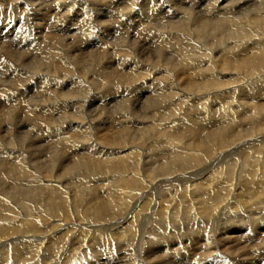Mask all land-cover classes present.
I'll list each match as a JSON object with an SVG mask.
<instances>
[{
  "label": "bare ground",
  "instance_id": "obj_1",
  "mask_svg": "<svg viewBox=\"0 0 264 264\" xmlns=\"http://www.w3.org/2000/svg\"><path fill=\"white\" fill-rule=\"evenodd\" d=\"M26 1L32 9L34 0ZM205 1L127 0L124 7L118 0H45L36 9L45 14L34 19L44 29L30 37L22 31L13 39L3 34L1 41L22 57L41 45L56 44L53 51L58 45L63 53L47 59L52 76L37 69L19 85L36 78L56 86L50 88L58 96L39 98L37 106L28 98L23 106V115L36 107L35 113H43L40 128L34 131L25 120L18 125L12 116L0 120V176L7 171L14 190L0 191V264H170V252L181 249L180 236L189 231L199 242L207 240L201 245L204 257L190 250L200 260L196 264H236L214 255L208 244L221 221L229 224L220 227V238H237L249 254L264 256V245L256 249L264 240V107L257 96L249 100L254 85L256 95L264 91V79L253 81L264 71V0ZM114 2L119 7L107 14ZM131 24L127 30L133 33L110 37ZM94 46L105 55L98 58L100 80L119 85L121 93L92 107L89 96L100 87L92 72L74 70L84 52L89 60ZM106 55L112 59L109 69ZM7 88L0 97L10 95L13 89ZM115 105L119 111L109 117L105 109ZM55 109L66 115L58 117ZM182 127L193 146L177 136ZM247 140L249 150L240 156ZM198 159H206L205 166L198 167ZM195 194L203 197L197 212ZM142 213L161 227L139 231ZM212 214V234L205 236Z\"/></svg>",
  "mask_w": 264,
  "mask_h": 264
},
{
  "label": "rangeland",
  "instance_id": "obj_2",
  "mask_svg": "<svg viewBox=\"0 0 264 264\" xmlns=\"http://www.w3.org/2000/svg\"><path fill=\"white\" fill-rule=\"evenodd\" d=\"M11 1V3L9 4V2ZM15 1L16 0H13V3H12V0H0V5L2 6H0V10H2V11H0V43L2 42V45H0V91H3V90H7L8 88L7 87H9V88H11V89H13V90H11L10 91V95L8 94L7 96H1L0 97V120H2L3 118H4V116L5 117H10V116H12L13 117V120H14V122L16 121V123L18 124L21 120H25V122H27V124H30L31 126H33V130L35 131V130H37V129H39L40 127L38 126V125H42V123L41 122H43V117H40L41 115L40 114H42L43 115V113H41V112H38V113H35V111L38 109V107H36L32 112H30V113H26L25 115H23V106H24V104L26 105L27 103H28V101H29V99L30 98H32L30 101H32V102H30L29 101V103L31 104V105H33V106H37L36 105V102L39 100V98H43L42 99V101L44 100H46V99H49V96H51V98H54V97H56V96H58V95H56V93L54 92V90H55V87H52V85H48V86H46V83H44V84H41L42 82H40L39 80H31V82H29V84H26V85H24V87L22 86H19V85H21V80H24V79H27L28 77H30V78H33V76H34V74H35V71L37 70V69H39V71H43L46 75H51L52 76V74H53V66H52V64H51V62L50 61H48L47 59H51V56H53V57H55L56 55H57V53L58 54H60V53H63V49L59 46L58 47V45H57V47L56 46H54V47H56L57 49L59 48V50L57 51V50H54L53 51V49H52V46L53 45H56V44H53L52 46H50V47H46V46H43V45H41V46H38V47H33L32 49L33 50H31L29 53H28V55H26V56H20L19 55V53L21 54V52L19 51V50H17L16 52H13L12 53V51L13 50H10V49H12V48H10L9 47V45L8 44H6V40H3V41H1L3 38H4V36H3V34L7 37V38H11V39H13V38H17V37H19V36H15L16 34H17V32L18 31H22L21 32V34L22 35H27V36H29L30 37V35L31 34H34V33H36V32H39L40 31V29H44V27H43V25H44V23L42 22V23H40V24H38L37 23V21L36 20H34L35 18H37V19H39V20H41L42 19V17H41V14H45V12H46V10L43 12V11H38V13H37V10L38 9H43L44 7V3H46V2H44L45 0H39L40 2L38 3V1L37 0H34V7L32 8V9H30L31 8V6L29 7V6H26L27 5V2L28 1H26V0H19V1H16V4H14L15 3ZM21 1V2H20ZM23 1H24V3H23ZM104 1L106 2V1H108V0H102V2L104 3ZM118 1H120V2H123V5L125 4V1H127V0H118ZM138 1H140V0H138ZM150 2L152 1V0H149ZM192 3V0H183V2L184 3ZM199 1H201V3L202 2H204V3H206V1L205 0H199ZM7 2V3H6ZM26 2V3H25ZM162 3H163V5L164 6H166V7H168L167 6V3L166 2H164V1H162ZM6 4H8V5H6ZM13 5V6H12ZM16 5H17V7H16ZM42 5V6H41ZM89 5L90 6H88V9L89 10H91L92 9V6H91V3H89ZM4 6H6V7H4ZM8 6H12V8H13V10H12V8H10V7H8ZM22 6L24 7V9H22ZM21 7V8H20ZM36 7V8H35ZM39 7V8H38ZM89 7H91V8H89ZM116 7H119L118 5H117V3L116 2H114V4H113V7H109V9L106 11V13L107 12H109V14H112V12H111V10L113 9V8H116ZM124 7H125V5H124ZM6 8L9 10H6ZM34 8H35V10H36V13H34L33 11H35L34 10ZM171 8L172 9H175L173 6H171ZM3 9H5V14H4V10ZM18 9V10H17ZM20 9V10H19ZM22 9V10H21ZM87 9V10H88ZM31 10V11H30ZM24 12V13H22V12ZM3 12V13H2ZM13 12V13H12ZM17 12H19V13H17ZM34 14H33V13ZM114 12V11H113ZM10 13V14H9ZM20 13H22V14H20ZM31 13H32V15H31ZM41 13V14H40ZM178 13H181V12H178ZM25 14V15H24ZM28 14V15H27ZM38 14V15H37ZM78 14V15H77ZM79 14H81V15H79ZM108 14V13H107ZM20 15H22V16H20ZM34 15V16H33ZM26 16V17H25ZM34 18H33V17ZM75 16H77V17H80V18H82L81 16H82V12H80V10H79V12H78V10L76 11V13H75ZM18 17V18H17ZM20 17H21V19H20ZM30 17H32V18H30ZM10 21H9V20ZM28 19H30V20H28ZM46 19V18H45ZM47 20V19H46ZM105 20V19H104ZM8 21V22H7ZM33 21V22H32ZM50 21H52V20H50ZM104 21L103 20H101V31H103L102 29H104V26L105 25H103L102 23H103ZM37 23V24H36ZM14 24H15V26H14ZM12 25V26H11ZM40 25V26H39ZM93 25H95V24H93ZM9 26V27H8ZM108 29H110V28H112V26L110 27V26H106ZM126 27V30L127 29H129V28H133V24H131L130 25V27H129V25H127V26H125ZM125 27H123V28H125ZM128 27V28H127ZM97 28H98V24L96 23V25L93 27V29H96L97 30ZM37 29L39 30V31H37ZM32 30H33V32H32ZM124 30V31H123ZM123 30H121V31H112V33L111 34H109L110 35V37L112 36V35H115V34H119V36H122L123 35V37H124V35H125V33H127V32H130V33H133V31H131V30H125V29H123ZM30 32H32V33H30ZM124 32V33H123ZM21 36V35H20ZM32 37V36H31ZM122 37V38H123ZM20 40H22V39H25V38H19ZM21 43V42H20ZM19 43V44H20ZM98 47L97 46H94L93 47V52L92 53H94V54H92V56L89 58V60L87 59L88 58V55H87V53L86 52H84V51H81L84 55H85V57H84V55H83V59H82V57H79L78 58V56H76L78 59H80L79 60V64H80V62H81V64H80V67L77 69L76 68V70H74L76 73H84L83 72V70L86 72V71H90L89 73H91L92 72V74H93V76L92 77H94V80L96 81V83L99 85V87H100V89H94V92H93V95H94V97L96 98H94V97H90L89 96V102H90V100L92 101V102H90L92 105V107H95V106H97V103L99 102V101H101V100H107V99H112L113 97H115V96H119V94L121 93V90H120V88H119V85H117V84H113V83H109L108 81H102V80H100V78H99V76H100V71H99V69H100V62H101V60L99 59L98 60V58H101L100 56L101 55H104V52L102 51V50H99V49H97ZM26 49V48H25ZM51 49H52V52H51ZM76 49V48H75ZM78 49V48H77ZM61 50V51H60ZM69 50H71L72 52H74V54L73 53H69L68 55H70L69 57L70 58H73L74 56H75V51H74V49H68L67 51H69ZM96 52H95V51ZM154 50V49H153ZM3 51V52H2ZM71 51H69V52H71ZM145 51V50H144ZM149 51V50H148ZM148 51H145V52H148ZM152 51V50H151ZM151 51H149V52H151ZM48 52V53H47ZM54 52V53H53ZM174 51L172 50V53H173ZM11 53V54H10ZM16 53V54H15ZM78 53V52H77ZM11 56H10V55ZM110 54H111V52H109V56H110ZM113 54H115V53H113ZM46 55V56H45ZM87 55V56H86ZM107 55H108V52H107ZM106 55V57H107V60H106V62L107 61H110L107 65H108V69L110 68L109 66H111V61H112V59H111V57H110V59H109V57ZM9 56V57H8ZM50 56V57H49ZM72 56V57H71ZM105 56V55H104ZM20 57V58H19ZM25 57V58H24ZM49 57V58H48ZM94 57V58H93ZM7 58V59H6ZM15 58V59H14ZM31 58V59H30ZM17 59V60H16ZM8 60H9V63H8ZM13 60V61H12ZM18 60H20V62H23V63H19V62H17ZM32 60V61H31ZM91 60V61H90ZM96 60V61H95ZM47 61V62H46ZM68 61V60H67ZM87 61V62H86ZM103 61H105V58H104V60ZM177 60H173L172 61V63H175ZM49 62V63H48ZM111 63V64H110ZM12 64V65H11ZM47 64H49V65H47ZM83 64V65H82ZM4 65V66H3ZM8 65V66H7ZM18 65H20L21 66V68H20V66H18ZM43 65V66H42ZM81 66H82V68H81ZM92 66H95V67H92ZM99 66V67H98ZM83 67H85V68H83ZM87 67V68H86ZM23 68V69H22ZM41 68V69H40ZM46 68V69H45ZM95 68H96V70L97 71H95ZM43 69V70H42ZM80 69V71L78 72V70ZM111 70V69H110ZM2 72V73H1ZM49 74H48V73ZM98 72V73H97ZM19 73V74H18ZM27 73V74H26ZM12 74L14 75V76H12ZM3 75V76H2ZM99 75V76H98ZM13 78H12V77ZM2 77V78H1ZM21 77H22V79H21ZM96 77H98L99 79H96ZM24 78V79H23ZM46 79V78H45ZM256 79H257V81H259L260 79L261 80H263L264 79V71H261L260 73L258 72V73H256V76L253 78V81H256ZM18 80H19V82H18ZM47 80V79H46ZM115 80V79H114ZM111 81H113L112 79H111ZM251 81V80H250ZM252 81V82H253ZM9 82V83H8ZM13 82H15V83H13ZM66 82V81H65ZM65 82H63V84L65 83ZM104 84H103V83ZM11 83V84H10ZM249 83H251V82H249ZM2 84V85H1ZM6 84H8V85H6ZM15 84H18V85H15ZM33 84V85H32ZM147 84H148V82H147ZM31 87H30V86ZM93 85V84H92ZM60 86V85H59ZM252 86V85H251ZM50 87H52V88H50ZM93 87H94V85H93ZM7 88V89H6ZM23 89H24V91H23ZM47 89H50L49 91H46ZM147 90H149L148 88H146ZM19 90V91H18ZM20 90H22V91H20ZM250 90V95L253 97L252 99L250 98L249 100H254V96H257V100L256 101H258L259 102V106H261V107H264V94H263V92L262 93H260V94H255V92H256V88H255V85L252 87V90L251 89H249ZM8 91V90H7ZM27 91V92H26ZM97 91V92H96ZM14 92V93H13ZM44 92V93H43ZM18 93V94H17ZM20 93H22V94H20ZM48 93H52V95H50V94H48ZM53 93H54V97H53ZM40 94V95H39ZM48 94V95H47ZM117 94V95H116ZM125 94V93H124ZM150 95V94H149ZM26 96V97H25ZM29 96V97H28ZM101 96V97H100ZM7 97H8V99H7ZM15 97H17V98H15ZM10 98V99H9ZM29 98V99H28ZM5 99V100H4ZM40 99V100H41ZM15 100V101H14ZM28 100V101H27ZM34 100V101H33ZM215 100V99H214ZM5 103H4V102ZM11 101V102H10ZM17 101H20L21 103H15V102H17ZM87 101V100H86ZM95 101H97V102H95ZM216 101V100H215ZM27 102V103H26ZM79 102L80 101H76V104H75V108L78 110L79 109V106H78V104H79ZM252 102L253 101H249V106L252 108ZM9 103V104H8ZM15 103V104H14ZM39 103H41V101H39ZM107 103V102H106ZM4 106H3V105ZM18 104V105H17ZM20 104V105H19ZM80 105V104H79ZM8 106H10V107H8ZM27 106H29V104L27 105ZM74 106V103H73V105L71 106V109H73L74 111H75V108L73 107ZM12 107V108H11ZM18 107V108H17ZM20 107V108H19ZM108 107V106H107ZM10 108H11V110H10ZM114 108V109H113ZM6 109V110H5ZM7 109H8V112H7ZM16 109V110H15ZM110 109V110H109ZM112 109V110H111ZM2 110V111H1ZM39 110V109H38ZM56 110V109H55ZM107 112H108V116L109 117H115L117 114V112L119 111V107L117 106L116 107V105H115V107H108V108H106L105 109ZM11 111V112H10ZM67 111V112H66ZM65 112L66 113H73V112H71L70 110H66ZM2 112H5V113H2ZM15 112V113H14ZM50 112H52V113H50V117L52 118V119H56V115L54 116V112H55V114H57V116L59 117H61L62 116V112L63 111H60V110H56V111H50ZM58 112V113H57ZM110 112H112L110 115H109V113ZM10 113H11V115H10ZM34 113V114H33ZM60 113V114H59ZM113 113H114V115H113ZM36 114V115H35ZM29 116V117H26V116ZM63 115H66V114H63ZM113 115V116H112ZM31 116V117H30ZM54 116V117H53ZM57 117V118H58ZM29 118V119H28ZM4 120V119H3ZM15 123V124H16ZM41 123V124H40ZM13 124V123H12ZM19 125V124H18ZM171 128V127H170ZM169 128V131L170 132H173L172 130H173V127L170 129ZM182 131V132H181ZM178 132H180L179 133V135H178ZM106 134H109V133H107V132H105ZM186 133V134H185ZM105 134V135H106ZM176 134H177V136H184V137H186V140H184L185 138L183 137V141L184 142H186V143H188L189 142V146H193L194 144H191L190 143V141H188L187 140V131L182 127V128H180V129H178V131L176 132ZM181 134V135H180ZM32 135H36V134H33L32 133ZM31 135V136H32ZM38 136H40V138H41V133H40V135H38ZM33 137V136H32ZM196 139L197 138H194V140L193 139H191V141L193 140V142H195L196 143ZM200 139H203V141H205L206 142V139L207 138H205L204 136L202 137V138H200ZM199 139V143H200V141H202V140H200ZM205 139V140H204ZM33 141H35V140H33ZM39 141V140H38ZM188 141V142H187ZM251 142V140H247V141H245V142H243V144H241V147H242V149L241 150H239V155L241 156V155H243V153H245L247 150H249L247 147H248V144ZM211 143V142H210ZM195 146H196V144H195ZM197 146H198V144H197ZM143 147H140V149H142ZM162 148V147H161ZM191 148V147H190ZM143 149H145V148H143ZM163 150V149H162ZM160 151H161V149H160ZM200 151V152H199ZM202 151H205L204 149L203 150H201V149H197V152H196V154H198V153H202ZM36 153H38V152H35V154ZM237 153V154H238ZM202 155H203V153H202ZM260 155V154H259ZM35 156V155H34ZM202 157V156H201ZM42 159V158H41ZM40 159V160H41ZM76 161V160H75ZM198 163H200L199 165H198V167H201V166H205V162L204 161H206V159H204L203 161H200V159H198ZM194 162V161H193ZM197 163V164H198ZM204 164V165H203ZM77 169V168H76ZM3 171H5V169L3 170ZM6 172V174L5 175H3V176H0L1 178H0V191H4V192H6L7 194H9L10 192H12V191H14V190H12V189H9L8 188V182H9V180L10 179H13V177L12 176H10L9 174H7V171H5ZM75 174H76V172H74ZM73 173V174H74ZM205 176V174H203V175H201V177L203 178ZM76 179L75 180H79V181H83V182H86V179L84 178V179H82V178H80L79 176H77V177H75ZM6 179V180H5ZM7 179H9V180H7ZM204 179H206V177L204 178ZM207 180V179H206ZM6 181H8V182H6ZM79 181H77V182H79ZM81 181V182H82ZM2 182V183H1ZM165 183H167V182H165ZM4 184V185H3ZM6 185V186H5ZM207 185H204V187H206ZM203 186H202V190H204L205 188H204ZM8 188V189H7ZM162 188V189H161ZM166 187H160L159 189H158V191H160L161 193H164V194H166L167 193V191H162L163 189H165ZM20 190V189H19ZM18 190V191H19ZM10 191V192H9ZM16 191V190H15ZM199 191H201L200 189H199ZM145 192H147V191H145ZM170 192H172V191H170ZM178 192V191H177ZM196 195V194H195ZM195 198L198 200V202L194 199V198H192L193 199V207H196V212L197 211H199V207H201V205H202V203H203V197H198L197 195L195 196ZM152 201H154V202H156V197L155 196H153L152 195V197L150 198ZM192 199H191V201H192ZM197 205V206H196ZM213 215H215V214H212V216L211 217H208V218H206V219H208V223L206 224L207 226H208V228H207V226H205V228H206V233L204 232V235L205 236H208V234H212L211 233V226H212V219H213ZM142 216H144L143 217V219L140 221H138L137 222V228H138V230L140 231L141 229H143L144 230V232H145V230L147 229V228H160L161 226H159V223H158V221L157 220H154V218L152 217L151 219H148L146 216H147V213L145 214V213H142ZM141 219V218H140ZM205 219V220H206ZM151 220V221H150ZM210 221V222H209ZM152 222H153V224H152ZM151 223V224H150ZM227 223V224H226ZM147 224H148V226H147ZM156 224V225H155ZM228 224H229V222L228 221H221L220 222V225L218 226V229H217V232L215 231L214 233H213V239H211V241L208 243L209 245H210V248H212L213 249V251H214V255H217L218 257H220V259H222V258H224L225 256H227V258H232V260H234V261H236V264H258V263H260V264H262V263H264V256L263 257H260L259 258V260H258V258H255V256H253L252 254H249V247H246V246H244L243 245V243H242V241L240 242V240H238L237 238H236V240H234V238H232V240H229V239H227V238H225L226 240H223L224 238H220V236L218 235V234H220L221 233V231L222 230H220V227L222 226L224 229H225V226H228ZM150 225H152V226H150ZM158 225V226H157ZM150 226V227H149ZM157 226V227H156ZM217 228V227H216ZM232 228V226L230 227V229ZM183 230V229H182ZM181 230V231H182ZM207 230H208V232H207ZM167 233H169V231L167 232ZM192 235H191V234ZM160 234H161V230H160ZM216 234V235H215ZM191 235V236H190ZM232 237L233 236H235V234H230ZM186 236V237H185ZM180 237H182V238H180V239H182V242H184V244H182V246H181V249L180 250H178V251H175V252H170L171 253V256H170V258L169 259H171V257H172V260H171V263L170 264H196L197 262L198 263H200V260H197V262H195V260H193L194 258H192L191 256H193V255H195V253H196V255H201L202 257H204L205 255H202L203 253H204V247H202L201 245L204 243V244H206L207 243V240L205 239V238H203L202 239V241H198V240H196L197 238L195 237V235H194V232L193 231H189V232H187V233H185V235L184 234H182ZM192 238V239H191ZM196 241V242H195ZM186 242V243H185ZM135 243H136V241L134 242V245H132L133 247H136L137 245H135ZM196 245H195V244ZM200 243V244H199ZM145 244V243H144ZM215 244V245H214ZM230 244V245H229ZM235 244V245H234ZM184 245V246H183ZM187 245H190L191 247H189V246H187ZM264 245V240L261 242V244H259L258 245V248H256V249H260L262 246ZM192 246H193V248H192ZM211 246H213V247H211ZM191 248V249H189V248ZM199 247V248H198ZM180 248V247H179ZM228 248H229V250H228ZM192 249H194L193 251H194V253H192L193 251H190V250H192ZM217 249H219V250H217ZM255 249V250H256ZM197 250H201L200 252H198ZM196 251V252H195ZM178 252H180V253H178ZM191 253H192V255H191ZM220 254V255H219ZM224 254V255H223ZM188 255V256H187ZM191 255V256H190ZM226 258V259H227ZM226 259H224L225 261H226ZM238 260V261H237ZM246 262H245V261ZM240 261V262H239ZM227 262V261H226ZM239 262V263H238ZM232 263V262H231ZM230 263V261H228L227 262V264H231Z\"/></svg>",
  "mask_w": 264,
  "mask_h": 264
}]
</instances>
